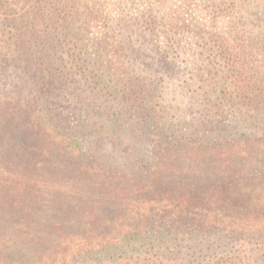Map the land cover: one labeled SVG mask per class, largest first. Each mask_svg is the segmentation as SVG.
<instances>
[{
	"label": "trees",
	"instance_id": "16d2710c",
	"mask_svg": "<svg viewBox=\"0 0 264 264\" xmlns=\"http://www.w3.org/2000/svg\"><path fill=\"white\" fill-rule=\"evenodd\" d=\"M141 2L0 0V264H264L259 37L241 18L215 33L238 9L214 5L196 35L216 53L161 107L185 0ZM96 138L119 150L97 158Z\"/></svg>",
	"mask_w": 264,
	"mask_h": 264
},
{
	"label": "rangeland",
	"instance_id": "374dc122",
	"mask_svg": "<svg viewBox=\"0 0 264 264\" xmlns=\"http://www.w3.org/2000/svg\"><path fill=\"white\" fill-rule=\"evenodd\" d=\"M120 1L121 3H117ZM221 1L223 0H185L184 3H173L172 9L175 10V7H180L179 11L182 10L183 13V16L180 17V20L178 21V23L176 22V24L182 27L186 26L187 32L182 35L181 39L179 40V45L183 49V51H185V54L180 56V58H177V60L171 57H166L165 59L160 57L157 60V63H159L160 71H157L155 75L156 77H163L165 79L164 82L167 84L166 86H164L166 87L167 91L162 94L164 98L160 99L159 101L161 107L167 106L168 103H173L174 98L175 100L181 99L180 97H176L173 92L175 91V87H179V85L184 83L183 81L187 79L191 72L196 71V68L193 67V65L199 66L203 60V65L209 66L208 62L210 58H208V56L212 54L211 56L213 57L216 52L209 49V46L206 45L205 40H198L196 31L202 30L203 33L207 35V33L210 31L209 27L211 26V20L218 15V12L215 11L216 8L214 7V5L219 4ZM231 1H234V4H236L238 11L233 15L225 14L223 15V17L215 18V33L226 38L225 31L229 27L228 22L231 19L241 18L247 23V26L244 30L245 35L242 37L243 40L250 42L251 40H249V36L259 37L255 39V43L257 44L256 49L257 51H259V48H264V3L261 0H256L253 4L240 3L239 0ZM112 2H114L115 4L112 7V10L116 11L115 13L119 12V7L124 9L122 11L123 16L128 13L129 6H131L132 4L141 5L142 3L141 0H112ZM213 11H215L214 14ZM115 13H113V16L115 15ZM99 25V27L102 26L101 24ZM144 35H146V33H142L141 30L135 32L136 38H138L142 42L149 43V46L152 47L153 43L151 37H145ZM98 37V34L92 33L89 39L90 41H93V39H96ZM158 42H160V44H163L165 43V40L163 37H160V39H158ZM259 53L261 52L259 51ZM220 64L221 62L219 61V58L214 56V71ZM146 73V77L153 76L151 71H146ZM98 98L100 99L102 104H105L107 98L106 96H104L103 98H100V96H98ZM252 114L253 113L251 112L249 115ZM70 115V112L67 111L65 117ZM235 115V113L230 112H220L217 115H214L213 117H215V126L228 125V123L232 121V118ZM114 142V138H109L105 141L101 138H96L93 141V145L91 148L95 156L100 159V155L111 154L118 149L117 146H115Z\"/></svg>",
	"mask_w": 264,
	"mask_h": 264
}]
</instances>
